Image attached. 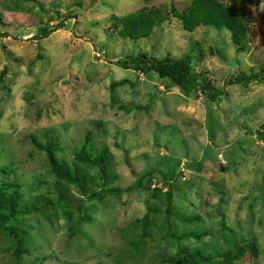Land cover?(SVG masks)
<instances>
[{"label": "rangeland", "instance_id": "1", "mask_svg": "<svg viewBox=\"0 0 264 264\" xmlns=\"http://www.w3.org/2000/svg\"><path fill=\"white\" fill-rule=\"evenodd\" d=\"M221 1L251 18L241 49L225 29L184 30L168 10L182 12L191 0H0V167L18 184L20 204L38 206L10 221L23 231L19 261L0 224V264H169L161 258L182 247L211 255L209 264H264V78L225 86L229 75L264 67V0ZM141 7H163L168 20L144 38L119 36L117 17ZM41 27L55 30L38 38ZM139 52L190 54L193 73L222 88L221 99L185 95L166 78L124 67ZM86 134L91 155L107 151L115 176L107 187L125 189L154 172L141 187L88 200L102 182L97 167L74 157ZM31 135L54 141L84 190L53 175ZM155 186L161 192L152 197ZM46 198L52 205L44 207ZM149 207L140 238L133 221ZM169 229L203 235L178 241Z\"/></svg>", "mask_w": 264, "mask_h": 264}, {"label": "trees", "instance_id": "2", "mask_svg": "<svg viewBox=\"0 0 264 264\" xmlns=\"http://www.w3.org/2000/svg\"><path fill=\"white\" fill-rule=\"evenodd\" d=\"M26 2H33L35 0H24ZM146 2L150 0H144ZM163 7H141L133 12H130L122 17H117L116 24L118 25V35L124 38L136 40L149 36L153 29L160 25L162 22L168 20V15H165ZM169 14L178 19L181 27L187 31H193L197 26L200 25H211L219 29H225L230 33V39L232 43L239 49L243 47L245 39L252 27L251 18L241 12L239 7L226 4L221 0H191L188 6L182 11L178 12L174 6L169 8ZM54 28L41 27L39 37H46L49 32L54 31ZM1 35V32H0ZM124 66V65H123ZM124 67H131L143 74L155 73L159 78H166L174 86L179 88L185 95L192 92H199L205 95L210 102H218L223 94L222 88L214 87L211 82L202 74L193 73V65L190 54H184L180 57H173L167 55L162 58H158L149 55L145 52H139L138 54L128 57ZM264 78V67L258 72L253 74H245L238 72L235 75H229V78L225 80V86L238 83L245 86L251 82H257ZM126 79L113 82L111 86L117 84H123ZM263 135L264 140V126L258 131ZM31 141L33 146L43 151L46 156L47 163L53 175L60 181H64L67 184L75 185L79 189L84 190L82 184V177L79 174L78 169L72 168L64 160H61L56 155V144L52 140H46L41 142L36 136L31 135ZM89 141V134L85 135V142L81 148L75 152V159L83 164L95 166L101 173V182L97 184L98 191H92L87 194L86 198L99 199L101 200L107 194H120L123 191H130L135 187L142 186L143 177H147L154 171L143 172L135 184L125 189L119 187H107V183L115 179L114 175H110L107 169V151L102 149L99 154L93 156L87 150V143ZM221 168H224L220 165ZM9 174L6 169L0 167V224L1 226L14 237L15 248L13 255L17 261L22 257L25 252L23 231L19 228L10 224L11 219L16 218L20 215H24L30 211L38 210L36 201H32L30 206H23L20 204L21 193L19 186L14 179H9ZM161 192L160 187H153L151 189V196L156 197ZM166 203V224L168 227L171 223L168 222L172 215L173 207V192L171 189H166L164 192ZM61 199L67 198V196L61 195ZM44 207L52 205L51 201L47 198L44 199ZM152 209L149 207L146 213L136 218L133 223L142 224V235L143 238L148 232V228L152 223V217L150 212ZM196 217H187L184 220H192ZM167 236L174 240L181 241L182 239L190 236L200 238L203 233H181L180 235L175 234L170 229L166 231ZM135 247L136 244H135ZM226 252L222 256L229 254ZM211 255L204 254L200 249L190 250L189 248H178L176 252L167 257H162L161 261L169 264H209ZM218 263V262H217Z\"/></svg>", "mask_w": 264, "mask_h": 264}]
</instances>
